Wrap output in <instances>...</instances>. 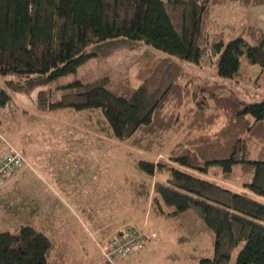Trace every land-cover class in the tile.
I'll list each match as a JSON object with an SVG mask.
<instances>
[{"label":"trees","instance_id":"obj_1","mask_svg":"<svg viewBox=\"0 0 264 264\" xmlns=\"http://www.w3.org/2000/svg\"><path fill=\"white\" fill-rule=\"evenodd\" d=\"M215 6L248 9L264 0H0V110L11 96L34 93L37 113L69 112L106 140L146 153L132 163L133 201L162 220L179 221L191 209L212 235L210 256L178 236L166 264H226L239 243L234 264H264V100L180 81L179 60L198 65L207 53L220 79L249 68L264 79V26L213 18ZM140 45L151 55L136 87L100 76L44 88L89 58L102 62ZM54 250L28 222L0 230V264H58Z\"/></svg>","mask_w":264,"mask_h":264},{"label":"rangeland","instance_id":"obj_2","mask_svg":"<svg viewBox=\"0 0 264 264\" xmlns=\"http://www.w3.org/2000/svg\"><path fill=\"white\" fill-rule=\"evenodd\" d=\"M211 16L264 26V6H215ZM150 55L151 50L140 45L118 50L102 62L89 58L74 73L51 80L44 88L75 79L90 82L100 76L126 77L136 87L143 59ZM214 60L209 53L198 65L179 60L180 81L197 87L206 80L219 85L214 89L217 93L232 91L249 102L264 100V79L258 77V69L223 80L213 72ZM4 80L0 77V87ZM33 103L34 93L17 94L0 112V156L7 142L22 151L28 163L0 185V230L12 231L25 222L34 225L53 240L58 264H166L165 255L179 248L175 239L180 235L190 237L186 248L195 245L204 254H212V235L193 210L188 209L179 221L162 220L147 215V204L133 201L130 180L138 174L132 163L146 153L106 140L69 112L37 113ZM125 229L154 232L155 237L124 258L112 257L109 263L99 248H106L110 238ZM241 244L234 247L226 264H234Z\"/></svg>","mask_w":264,"mask_h":264},{"label":"built area","instance_id":"obj_3","mask_svg":"<svg viewBox=\"0 0 264 264\" xmlns=\"http://www.w3.org/2000/svg\"><path fill=\"white\" fill-rule=\"evenodd\" d=\"M28 163L24 156L14 147L7 144V149L0 156V177L13 169L21 166H27ZM155 237L154 232L132 231L129 229L121 230L108 241L107 247H100L102 256L111 262L113 256L124 258L131 250L141 246Z\"/></svg>","mask_w":264,"mask_h":264},{"label":"crops","instance_id":"obj_4","mask_svg":"<svg viewBox=\"0 0 264 264\" xmlns=\"http://www.w3.org/2000/svg\"><path fill=\"white\" fill-rule=\"evenodd\" d=\"M0 112H1V110H0ZM1 118V117H0Z\"/></svg>","mask_w":264,"mask_h":264}]
</instances>
